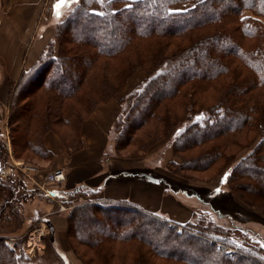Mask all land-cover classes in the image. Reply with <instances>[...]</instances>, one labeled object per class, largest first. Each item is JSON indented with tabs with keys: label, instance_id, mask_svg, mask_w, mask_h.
Wrapping results in <instances>:
<instances>
[{
	"label": "rangeland",
	"instance_id": "374dc122",
	"mask_svg": "<svg viewBox=\"0 0 264 264\" xmlns=\"http://www.w3.org/2000/svg\"><path fill=\"white\" fill-rule=\"evenodd\" d=\"M135 1L138 0H66L59 6L61 10L49 9L44 21L46 27L42 29V34L41 31L39 32L44 35V52L47 51L46 54L50 52L53 56H58L61 47L67 50L72 48L71 40L73 38L70 31L77 26L78 20L70 23L69 29H66L63 22L67 18H74L73 13L77 6L82 5L84 9L98 14L104 12L110 14L111 12L122 11ZM167 1L170 2L168 5L172 2V0ZM179 2L181 3L174 2L171 6L167 5L166 8L171 12H184L193 6L192 0L185 3L181 0ZM151 18L152 23H155L157 18ZM246 18L257 20L263 28H258L255 37L251 39L242 38V34L237 33L243 49L248 51L257 47H264V16L256 17L254 11L244 10L236 20ZM149 22L143 26L148 27ZM231 26L236 27L234 24ZM227 27H229L228 24ZM198 33H203V30H197ZM80 39L84 41V36H80ZM154 41L155 38L153 37L137 38L133 44L127 46L124 52L117 56L112 58L98 57L95 71L101 72L99 66L104 64L105 68L102 72H106L114 89L107 92V96L110 97L106 98L104 102H99V98H97L90 104L83 101L84 103L75 105L79 117L83 119L87 117L88 110L93 112L100 104H105L108 101L117 103L118 113L112 125L108 148L105 152L107 163H104V168L111 167V171L106 169L108 171L106 177L120 173L121 168H131L128 170L132 171L129 176L147 181L148 185L153 188L156 200L158 196L160 197V193L163 196L161 202L157 201L164 207L165 212L150 213L156 217L157 222L161 223L164 220L166 221V223L164 222L165 225L177 226V229L182 232L185 225L173 221L177 211L192 212L194 218L206 216L227 230H238L239 235L231 238L235 248L239 246L245 249L246 246L251 249V251L245 250L248 254L264 260L252 252V249H264V195L255 196L252 194L253 191L247 193L244 187L248 185L247 182L249 181L244 180V178L241 180L233 175V181H230L231 176L228 177L237 163L251 152L257 143L259 137L256 130L253 128L246 129L236 134V139L229 138L230 141L228 142L226 134L222 137H220L221 135L216 138L213 137L214 139L209 138L211 132L216 131L207 132L200 138L191 137L189 142L184 144L182 141V144L179 142L187 128L196 124L202 127L207 124L206 121L212 122V117L206 112L197 115L198 110L201 109L195 103L199 100L198 98L206 102L205 105L203 104L205 107L215 105V101L221 96V89L229 88L236 82L239 83L248 79L249 72L233 60L230 64V71L228 70L224 75H219L211 83H203L204 88L200 93L193 91L189 84L184 85V88H181L182 92L177 95H172L169 90L165 89L157 98L151 100L150 106L143 108L148 113L151 110V105L152 107L154 105V115H156L154 120L147 121L143 130L136 131L130 142L128 137L132 133L131 128L138 123L139 119L131 123L127 133L125 127L121 128V124L125 115L130 112L132 104L136 101L137 93L144 88L151 75V72L149 73L150 66L146 59L152 48L155 49ZM167 41L156 40L159 47L166 43L164 52L167 55L175 52L177 48L174 45H182L179 43L181 40L177 42L174 39L172 42ZM182 42V46H184L185 41L182 40ZM229 58L231 60L233 57L228 56V62ZM82 64L79 66L81 67ZM35 69L37 70L35 67L32 70L31 68L27 69L25 72L28 73L31 70V73L26 75L24 84L18 89L12 87L2 96L4 102L0 101V143L7 149V156L5 155L4 159L6 166L0 171V180L2 181L0 185V239L4 242L6 249L12 251L15 259L24 258V260L19 258L16 264L17 262L18 264H135L141 256L146 258L144 264H180L157 255L155 250L151 249L154 246L163 253L173 251V248L163 246L162 242L158 240L160 237L154 238L151 232L156 231V229L147 231L148 226L146 227L147 230H140V237H136L135 243L130 245L132 240L131 242L129 240L115 241L116 235L120 233L118 237H121V232L126 229L117 228L119 230L117 232L115 227H118V224L99 218L95 215L96 211H93V208H90L89 212H93L98 223H95V220H88L69 225V216L72 210L86 204L94 205L102 201L99 200L98 193L95 192L94 194L87 187H79L80 189L69 192L65 191V183L52 186L45 182L48 173L56 169H64L66 173L67 168L66 160L62 162L61 158L48 150L47 145L52 146L58 142V145L64 150L65 156L70 157L82 149V144L81 146L74 144L76 140L81 142L80 127L77 132L76 124H74L73 130L72 127L65 126L66 119L53 116L50 126L48 124L45 126L36 124L28 129L25 122L28 116L23 113L18 115L21 117L19 122L13 121V115L18 106L30 107L33 104V98L29 100L22 98L23 100L17 101L19 96L24 97L28 92L36 91V94L42 93L50 99V96L57 94L54 93L53 87L47 89L41 86L44 79L50 75H45L43 72L34 77ZM65 71L68 72L69 76L65 74L63 77L55 78L54 82L63 93L69 94L70 85L77 84L80 75L78 68L77 70L75 68V71L72 69L69 71L67 68ZM33 77L35 81L29 83L28 81ZM85 83L82 84L79 95H86V93L83 94L85 91L91 95L89 85L87 86ZM183 91L186 92L183 93ZM251 93L258 94L264 99V91L252 89L247 94ZM62 98L65 100L64 97ZM72 99L63 102L71 104L75 102ZM96 102L99 103L95 104ZM187 105L188 107L193 105L194 110L185 115ZM156 117L170 120L169 126L166 123L162 124L161 120L156 122ZM148 130L154 131V134L144 135V133L149 132ZM202 137L207 138V140L199 142ZM136 138L140 143L138 145L134 141ZM212 145L218 146L221 150L220 156L206 165V161H200L201 154ZM75 147L77 150H69ZM231 158L233 162L229 163ZM27 168H34L37 171L35 173V171H29ZM262 170L258 174L257 181L264 179V168ZM236 183L241 184V186ZM42 190L51 192L53 198L46 197ZM9 195L10 198L7 200ZM60 206L64 210L59 211ZM105 215L110 216V218L115 216L112 211L106 212ZM161 219L162 221H160ZM121 225L124 226V224ZM103 238L102 244L105 245L102 250H97L99 241ZM227 252L231 255L234 251L229 249ZM183 257L189 264H213V261L206 262L197 253L184 252Z\"/></svg>",
	"mask_w": 264,
	"mask_h": 264
},
{
	"label": "trees",
	"instance_id": "16d2710c",
	"mask_svg": "<svg viewBox=\"0 0 264 264\" xmlns=\"http://www.w3.org/2000/svg\"><path fill=\"white\" fill-rule=\"evenodd\" d=\"M179 1L172 0L171 4L168 5L170 2L167 0H138L132 2L129 7L120 12H111L110 14L109 12L98 14L84 9L82 5L77 6L73 13L74 18H67L63 22L66 29H69V24L78 20L76 22L77 26L72 31L69 30L73 38L71 40V43H73L71 44L72 48L67 50L61 47L58 56H53L50 52L46 54L47 51H45L31 67V70L34 67L37 68V70L35 69L36 74L34 77L43 72H45V75H50L44 79L41 86L47 89L53 87L54 93H57L55 94L56 96H50V99H48L42 93L36 94V91L30 93L26 91L28 94L24 97L19 96L17 101L33 98V102L31 101L33 104L30 107L18 106L17 111L13 115V121L19 122L21 117L18 115L23 113L28 116L25 122L27 123L26 128L28 127L29 129L36 124H40V126L48 124L50 126L52 124L50 121L55 116V118L66 119L65 126L72 127L73 130V126L76 124V131L78 132L81 123L90 115L92 110H88L87 117L82 119L79 117V112L76 110L75 105L77 103L81 104L83 101L86 104H90L91 101L97 100V98H99V102H104L106 98L110 97L109 95L107 96V92L114 89L106 72H102L105 68L104 64L99 66L101 72L95 71L97 58H112L124 52V49L133 44L137 38L153 37L155 38L153 42L155 49L152 48L146 59L150 66L149 73L151 72V75L144 88L137 93L136 101L132 104L130 112L125 115L121 124V128L125 127L124 129L127 133L131 123L139 119L138 123L131 128L132 133L128 137V141H130L136 131L144 129L147 121L154 120V116H156L154 115V105L153 107L151 105V110L148 113L143 108L150 106L151 100L157 98L165 89L169 90L172 95H177L182 92L181 88H184V85L189 84L193 91L200 93L204 88L203 83H211L219 75L226 74L228 70L230 71V64L235 60L249 72V78L239 83L236 82L229 88L221 89L220 98L215 101V105L213 104L210 107H205L206 102L198 98L199 100L195 103L201 109L198 110L197 115L206 112L212 117V122L206 121L207 124L202 127L196 124L187 128L179 142L187 143L189 138L195 136L200 138L201 135L211 131L216 132H211L209 138H216L220 135L222 137V135L226 134L228 142L230 141L229 138L236 139V134L246 129H255L259 137L257 143L252 151L237 163L233 172L228 174V177L231 176L230 181H233V175L241 180L244 178V180L249 181L247 182L248 185L244 187L247 193L253 191L252 194L255 196H263L264 179L257 181V178L259 172L264 168V99L258 94L247 93L252 89L264 91V47L261 46L248 51L247 49L244 50L237 36V33H241L242 38H254L258 28H263V26L252 18L241 20H236V18L244 10L254 11V16L256 17L264 16V0H192L193 6L184 12H171L166 8L174 2L181 3ZM181 1L185 3L191 0ZM232 6L233 8H231ZM151 17L157 18L155 23H152ZM146 22H149V28L143 26L146 25ZM227 24L229 27H227ZM232 24L236 25V27L231 26ZM199 29L203 30V33L197 34ZM80 36H84V41L80 39ZM161 39L168 40L167 42H172L173 39L176 42L181 40L179 43L182 45L183 40L185 45H174L177 48L175 52L167 55L164 52L166 43L159 47L156 42V40L160 41ZM228 56L233 57L231 60L229 58V62L227 60ZM45 58L47 59L45 60ZM79 64L83 66L81 65L80 67ZM67 68L69 71L70 69L75 71V68L76 70L78 68L80 75L78 83L70 85L69 94L63 93L54 82L55 78L63 77L65 74L69 76L68 72L65 71ZM31 70L28 73L25 71L21 72L18 80L13 84V89H18L24 84L23 81L26 75L31 73ZM52 71H54L53 74ZM34 77L28 82L33 83L35 81ZM84 83L87 86L89 85V91L92 96L86 91L83 92L86 95H79L81 93L80 88ZM92 88L94 89L93 91ZM185 92L183 91V93ZM62 97L65 100L73 98L72 100L75 102L65 104L63 102L65 100ZM261 100L263 101L261 102ZM141 106L142 108H140ZM192 107L193 105L185 107V115L190 114L194 110ZM155 120L156 122L161 120L162 124H168L170 121L167 119L163 120V117H156ZM150 133L153 135L154 131H149L144 133V135ZM137 140L136 138L134 141L138 145L140 143ZM205 140L207 138L202 137L199 142H204ZM74 144L81 146L82 143L76 140ZM118 146L120 145L118 144ZM69 150L74 151L77 148ZM220 151L218 146L212 145L202 152L200 161H206V165H208L217 156H220ZM5 155L7 156L6 146L0 143V171L6 166L4 162ZM232 160L231 158L228 162H233ZM248 165L249 167L246 168ZM1 182L0 180V185ZM236 184L241 186L239 183ZM21 188L23 189L22 186ZM9 198L10 195L7 200ZM90 208L96 211L97 214L95 213V215L99 216V218L118 224V227H115L117 232L119 231L117 228L127 230L121 232V237H118L120 233L116 235V240L114 239L116 242L127 240L131 242L132 240L133 242H129L131 245L135 243L136 237H140V230L146 229L147 226L149 227L148 230L146 229L147 231L156 229V231L151 232L154 238H162H158V240L162 242L163 246L173 248V251L163 253L154 248L153 245V247H151V244L149 246L152 250H155L157 255L173 262L189 264L184 259L183 253L191 252L197 253L206 262L210 263L213 261V264H264V260L248 254L245 250L251 251V249L245 245V249L239 246L235 248L231 238L239 235L238 230H227L215 224L206 216L192 217L189 222L183 224L185 227L181 232L177 229V226L165 225L164 222L166 223V221H162V219L160 220L162 221L161 223L157 222L155 220L156 217L131 204L100 202L94 205L86 204L72 210L69 216V225L88 220H95L94 222L98 223L93 212H89ZM108 211H112L115 216L111 218L106 216L105 214ZM124 219L126 220L124 221ZM121 224H124V226ZM116 231L114 232L116 233ZM103 242L104 238L100 239L97 250H102L105 245L102 244ZM229 249L234 251L233 254L230 255L227 252ZM182 250L183 252H181ZM252 252L264 258V249H252ZM19 258L23 257L15 259V255L12 254V251L6 249L4 242L0 239V264H16ZM145 260L146 258L141 256L135 264H144Z\"/></svg>",
	"mask_w": 264,
	"mask_h": 264
},
{
	"label": "crops",
	"instance_id": "0c3cea01",
	"mask_svg": "<svg viewBox=\"0 0 264 264\" xmlns=\"http://www.w3.org/2000/svg\"><path fill=\"white\" fill-rule=\"evenodd\" d=\"M65 1L0 0V101L4 102L2 96L12 89L21 72L30 69L44 53V35L41 34L46 27V13L49 9L61 10L59 6ZM117 113L115 101L97 106L81 123L82 149L70 157L65 156L58 142L47 145L48 150L62 162L66 160L65 191L87 187L94 194L98 193L102 202L128 203L151 214L165 212L159 204L162 194L157 198L160 202L157 201L147 181L129 176L131 168H121L120 173L106 177V169L111 171V167L104 168V163H107L105 152ZM174 215L173 221L179 224H185L192 218V212L177 211Z\"/></svg>",
	"mask_w": 264,
	"mask_h": 264
},
{
	"label": "built area",
	"instance_id": "2783aa9c",
	"mask_svg": "<svg viewBox=\"0 0 264 264\" xmlns=\"http://www.w3.org/2000/svg\"><path fill=\"white\" fill-rule=\"evenodd\" d=\"M27 170L29 171H35L36 173V169L34 168H27ZM66 176H65V172L64 169H56L53 170L52 172L48 173L45 177V182L48 183L49 185H61L63 182H65ZM44 195L50 199H52V195L49 191L46 190H42ZM64 210V208L62 206L59 207V211Z\"/></svg>",
	"mask_w": 264,
	"mask_h": 264
}]
</instances>
